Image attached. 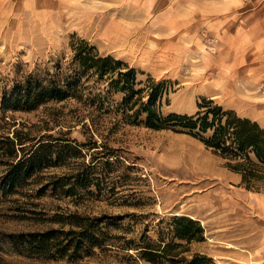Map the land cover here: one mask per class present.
Here are the masks:
<instances>
[{"label": "rangeland", "instance_id": "374dc122", "mask_svg": "<svg viewBox=\"0 0 264 264\" xmlns=\"http://www.w3.org/2000/svg\"><path fill=\"white\" fill-rule=\"evenodd\" d=\"M263 2L0 0V91L29 74L46 78L64 71L72 41L84 38L101 54L135 68L137 89L151 79L166 80L157 102L163 116L193 115L199 103L214 100L264 126V6L256 7ZM90 85L94 93L108 94L113 106L95 133L72 117L76 103L70 100L50 101L33 111L1 110L0 118L9 122L1 133L18 128L33 143L52 134L63 139L62 145L67 138L86 145L84 158L72 148H58L66 155L62 162L11 192L3 189L6 166H0V264H150L132 250L69 261L29 256L15 243L21 233L63 226L57 219L74 212L121 215L122 227L114 233L131 237L148 230L157 240L175 229L172 218L187 216L204 231L192 251L208 253L218 264H264V189H247L200 139L151 128L145 113L126 118L120 106L125 92L106 81ZM189 151L206 157L203 168L212 178L202 173L194 180L179 168L178 159ZM84 162H93L94 169L84 172ZM82 173L91 177L85 188L79 185Z\"/></svg>", "mask_w": 264, "mask_h": 264}, {"label": "trees", "instance_id": "16d2710c", "mask_svg": "<svg viewBox=\"0 0 264 264\" xmlns=\"http://www.w3.org/2000/svg\"><path fill=\"white\" fill-rule=\"evenodd\" d=\"M72 51L64 71L49 73L46 78L37 73L29 74L12 88L0 91V112L6 109L33 111L50 101L70 100L76 103L70 110L72 117L80 121L87 132L95 133L103 129V117L113 111V106L108 94H96L91 90L90 81H106L109 88L127 94L120 103L126 109V118L145 113V122L151 128H171L200 139L212 153L224 160L228 169L241 176V184L247 189H264V126L258 121L240 116L235 109H225L214 100L199 103L200 110L193 115L171 113L163 116L157 102L165 91L166 80L156 82L151 79L146 87L137 89L141 82L136 70L123 60L101 54L98 47L84 38L72 41ZM145 97H148L146 101ZM134 109L132 115L127 114ZM5 125L9 122L6 117H1L0 166H6L2 186L7 192L14 191L36 172L62 162L66 155L58 148H72L84 158L82 151L86 143L67 138L64 140L67 143L62 145L60 140L63 139L52 134L33 143L35 139L18 128L12 134L1 133L2 129L8 128ZM90 144L96 145L97 142L92 140ZM83 166L85 172L94 169L95 164L84 162ZM84 174L78 176H82L79 185L85 188L91 183V177ZM69 191L72 190L65 192ZM172 219L175 229L160 235L157 240L147 235L148 230L141 236L131 237L114 233L113 229L122 227L121 215L93 216L74 212L57 219L63 224L59 228L21 233L14 240L29 256L47 259L81 260L106 256L111 251L132 250L150 264H218L208 253L191 249L192 243L204 240L203 226L199 221L187 216ZM65 226L70 228L66 230Z\"/></svg>", "mask_w": 264, "mask_h": 264}, {"label": "bare ground", "instance_id": "6f19581e", "mask_svg": "<svg viewBox=\"0 0 264 264\" xmlns=\"http://www.w3.org/2000/svg\"><path fill=\"white\" fill-rule=\"evenodd\" d=\"M179 147V146H178ZM185 149L187 148V147H184ZM181 148H179V150H180ZM179 150H177V151H179ZM190 150V149H189ZM181 151H184V150H181ZM179 153H180V151H179ZM186 153H188L187 154V156H185L183 153V155H184V157H182L181 159H178L180 162V164L182 165H180L181 167H179L181 170H184V171H187L186 173V175H190L189 177H191L192 176V179H194V180H196L197 178L195 177V176H201L202 177V173H207L209 176H211V178L213 177V174L212 173H209V172H207V170H204V168H203V166H204V159L206 158H203L202 156H200V155H198V156H196L195 154H193V153H195V152H193V153H191L190 151L189 152H186ZM203 155V154H202ZM207 160V159H206ZM177 162V161H176ZM209 162V161H208ZM177 164H178V162H177ZM205 164H206V161H205ZM208 165H210V162H209V164ZM211 166V165H210ZM209 166V167H210ZM205 167H207L206 165H205ZM208 167V168H209ZM207 168V169H208ZM213 168V167H212ZM178 169V168H177ZM180 169H178V170H180ZM214 169V168H213ZM203 171H205V172H203ZM180 173H181V171H180ZM215 175V174H214ZM218 175V174H217ZM207 176V175H206ZM205 176V177H206ZM193 177H195V178H193ZM218 177V176H217ZM208 178V177H207ZM210 178V179H211ZM199 179V178H198ZM207 180V179H206ZM208 182V181H207ZM202 184H204V183H202ZM207 184V183H206ZM205 184V185H206ZM209 184V183H208ZM207 184V185H208ZM216 184V183H215ZM217 185V184H216Z\"/></svg>", "mask_w": 264, "mask_h": 264}, {"label": "crops", "instance_id": "0c3cea01", "mask_svg": "<svg viewBox=\"0 0 264 264\" xmlns=\"http://www.w3.org/2000/svg\"><path fill=\"white\" fill-rule=\"evenodd\" d=\"M259 1V0H258ZM260 6H264V2H263V4L262 5H259V6H256L257 8H259Z\"/></svg>", "mask_w": 264, "mask_h": 264}]
</instances>
